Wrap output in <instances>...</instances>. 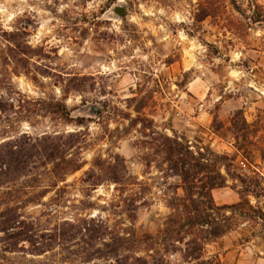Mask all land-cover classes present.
<instances>
[{"label":"rangeland","instance_id":"obj_1","mask_svg":"<svg viewBox=\"0 0 264 264\" xmlns=\"http://www.w3.org/2000/svg\"><path fill=\"white\" fill-rule=\"evenodd\" d=\"M205 4L0 0V142L67 131L85 140V164L65 181L21 180L34 185L23 213L67 240L40 254L5 251L0 242L2 264L154 263L153 249L170 241L158 235L166 202L183 191L160 157L144 164L139 125L128 115L149 117L192 149L227 155L237 176L211 190L214 203H236L239 179L252 178L247 198L264 218V0H218L216 17L197 20ZM56 100L69 118L49 111L45 102ZM116 154L136 185L81 182L94 157ZM65 219L72 224L57 225ZM181 247L166 264H183ZM203 254L212 264H264V219L237 218L205 241Z\"/></svg>","mask_w":264,"mask_h":264},{"label":"trees","instance_id":"obj_2","mask_svg":"<svg viewBox=\"0 0 264 264\" xmlns=\"http://www.w3.org/2000/svg\"><path fill=\"white\" fill-rule=\"evenodd\" d=\"M218 7V0H206L197 20L216 17ZM45 103L52 113L69 118L63 102ZM128 116L129 124L139 125L144 164L149 166L154 158L160 157L166 169L180 178L183 191L182 195H174L166 202L170 213L158 235L170 241L158 243L159 247L153 249L154 255H149L153 264H166L167 255L176 252L177 243L183 246L180 249L183 264H212L203 254L205 241L224 235L237 218L264 219L261 209L256 210L247 198L248 194H255L250 182H253L252 178L239 179L244 186L236 203H214L211 190L224 186L227 177L234 179L237 176L224 162L227 155L214 153L208 148L192 149L183 138L159 131L149 117ZM77 123L81 124V121ZM82 135L80 131L43 133L0 142V242L3 250L40 254L51 249V241L56 243L64 239L56 230L49 233L37 229L35 225L39 224L23 213L22 208L30 198L28 188L34 185H22L21 180L33 179L41 183L40 179L45 176L52 180L51 186H56L57 181H65L67 175L85 164L81 152L85 142ZM81 182L92 188L110 182L119 185L118 189L122 191L127 186L136 185V178L116 154L109 158L94 157ZM227 210L229 214L225 213ZM71 224L65 219L57 225Z\"/></svg>","mask_w":264,"mask_h":264},{"label":"water","instance_id":"obj_3","mask_svg":"<svg viewBox=\"0 0 264 264\" xmlns=\"http://www.w3.org/2000/svg\"><path fill=\"white\" fill-rule=\"evenodd\" d=\"M113 12L121 17V16H123V13H124V7L123 6H115L113 9ZM96 109H97L96 106H92L93 113H96Z\"/></svg>","mask_w":264,"mask_h":264}]
</instances>
